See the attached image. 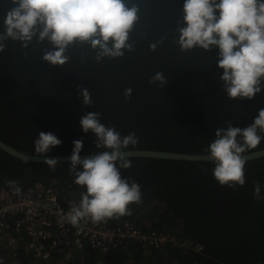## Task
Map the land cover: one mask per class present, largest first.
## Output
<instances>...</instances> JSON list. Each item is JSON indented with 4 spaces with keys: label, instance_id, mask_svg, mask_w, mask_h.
Listing matches in <instances>:
<instances>
[{
    "label": "trees",
    "instance_id": "16d2710c",
    "mask_svg": "<svg viewBox=\"0 0 264 264\" xmlns=\"http://www.w3.org/2000/svg\"><path fill=\"white\" fill-rule=\"evenodd\" d=\"M130 2L139 5L140 18L130 34L134 51L121 58L97 62L89 45L77 44L68 49L66 65L53 66L42 60L50 47L47 42L34 40L24 48L19 41H5L0 52L1 141L36 156L34 141L39 132H51L62 143L46 156H71L76 140L83 142L80 155L92 154L98 151L96 136L83 132L80 118L97 112L100 122L122 137L136 134L137 145L126 150L209 155L217 129L253 124L264 108V89L252 100H231L219 79L223 74L217 66L219 49L181 51L177 40L178 29L184 26L185 0ZM11 6V0H0V33ZM153 42H160L155 51L149 48ZM158 72L167 79L165 85L150 83ZM81 88L89 89L90 106L83 104ZM128 88L132 94L126 100ZM261 149L264 141L245 153ZM130 159L131 167L120 169L121 176L140 186L142 202L129 206L131 215L107 221L125 219L146 228L161 224L160 229L151 228L200 245L201 251L194 253L173 243L163 249L127 245L107 253L85 248L74 255L72 264H264V157L246 163V183L235 188L214 179L215 162ZM70 166L58 163L52 169L0 151V186L18 193L42 182L67 208L86 191L75 184ZM257 183L261 185L258 196ZM17 255L16 264H29L24 249Z\"/></svg>",
    "mask_w": 264,
    "mask_h": 264
},
{
    "label": "clouds",
    "instance_id": "9594fccd",
    "mask_svg": "<svg viewBox=\"0 0 264 264\" xmlns=\"http://www.w3.org/2000/svg\"><path fill=\"white\" fill-rule=\"evenodd\" d=\"M11 5L4 16V32L0 33V52L9 39L21 42L24 48L34 40L47 42L50 47L42 60L63 67L70 60L68 49L77 44L89 45L96 52L97 62L134 51L130 34L139 21L140 8L130 0H11ZM182 22L177 40L181 51L219 49L217 66L223 70L219 79L229 99L252 100L262 92L264 0H185ZM159 43H151L150 50L155 51ZM155 82L165 85L167 79L158 72L150 80ZM131 94L132 89H126L125 99ZM79 96L85 106L92 104L89 89H79ZM100 115L88 112L80 118L83 132L95 134L98 151L81 159L83 142L73 141L70 172L75 184L86 189L79 204L73 205L65 217L73 226L85 219L99 223L131 215L129 206L142 202L140 186L122 178L120 171L131 167V153L125 150L134 148L138 137L134 132L122 137L114 127L102 124ZM258 132L264 133V108L244 129L229 124L216 130V139L208 146V158L215 162L213 177L221 186L235 188L246 183L247 161L242 154L264 141ZM61 143L51 132H39L34 141L35 154L46 156ZM44 164L55 169L58 161L45 159ZM260 191L257 183L254 193L258 196Z\"/></svg>",
    "mask_w": 264,
    "mask_h": 264
},
{
    "label": "built area",
    "instance_id": "2783aa9c",
    "mask_svg": "<svg viewBox=\"0 0 264 264\" xmlns=\"http://www.w3.org/2000/svg\"><path fill=\"white\" fill-rule=\"evenodd\" d=\"M79 202L75 200L63 207L54 189L42 182H35L18 193L0 186V243L11 252L8 259L0 254V264H14L21 248L43 264H63L85 248L107 253L127 245L163 249L173 243L194 253L202 249L171 232L136 226L125 219L114 223L85 219L73 226L65 217ZM55 254L60 255L54 259Z\"/></svg>",
    "mask_w": 264,
    "mask_h": 264
},
{
    "label": "water",
    "instance_id": "95a60500",
    "mask_svg": "<svg viewBox=\"0 0 264 264\" xmlns=\"http://www.w3.org/2000/svg\"><path fill=\"white\" fill-rule=\"evenodd\" d=\"M0 151L14 159L27 162V163H44L45 159H56L58 163L70 164V156H35L25 154L16 150L15 148L7 145L0 140ZM126 153H131L130 158H146V159H157V160H173V161H186V162H214L209 159V155L201 154H183L166 151H155V150H125ZM93 154V153H92ZM91 154L80 155L81 159L87 158ZM246 161H252L261 159L264 157V149L257 150L242 154Z\"/></svg>",
    "mask_w": 264,
    "mask_h": 264
},
{
    "label": "rangeland",
    "instance_id": "374dc122",
    "mask_svg": "<svg viewBox=\"0 0 264 264\" xmlns=\"http://www.w3.org/2000/svg\"><path fill=\"white\" fill-rule=\"evenodd\" d=\"M147 217H148V218H146V223H148V222L150 221V216L148 215ZM167 221L171 222V221H173V220H172L171 218H169V219H167ZM147 226L150 227V228L152 227V226H150V225H147ZM161 227H163V225H161V224H156V225H154L152 228L160 229ZM1 251H2V254H3V255L8 256V255H9V254H8V251H10V250H9V248H7L5 245H1ZM29 260H30L29 264H41L40 262L35 261L34 258H31V259H29ZM90 260H91V259H90ZM73 261H74V260L64 261L63 264H72Z\"/></svg>",
    "mask_w": 264,
    "mask_h": 264
},
{
    "label": "crops",
    "instance_id": "0c3cea01",
    "mask_svg": "<svg viewBox=\"0 0 264 264\" xmlns=\"http://www.w3.org/2000/svg\"><path fill=\"white\" fill-rule=\"evenodd\" d=\"M1 245H3L2 243H0V254H2V251H1ZM20 246H23V242H20V244H19ZM21 249H24V248H21ZM24 251H25V258H27V259H31L32 258V256H31V254L29 253V252H27L25 249H24ZM8 256H5L7 259L8 258H10V256H11V252L10 251H8ZM3 255V254H2ZM60 254H55L54 255V259H56L58 256H59ZM18 258V257H17ZM17 260V259H16ZM15 260V263L14 264H16V261ZM35 261H38V260H36V259H34ZM38 262H40V261H38ZM41 264H43L42 262H40Z\"/></svg>",
    "mask_w": 264,
    "mask_h": 264
}]
</instances>
